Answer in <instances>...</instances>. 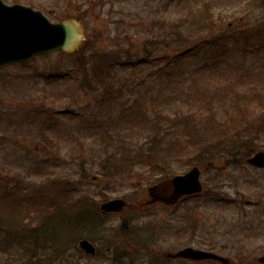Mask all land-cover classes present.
Instances as JSON below:
<instances>
[{
  "label": "rangeland",
  "instance_id": "374dc122",
  "mask_svg": "<svg viewBox=\"0 0 264 264\" xmlns=\"http://www.w3.org/2000/svg\"><path fill=\"white\" fill-rule=\"evenodd\" d=\"M42 1L45 10L40 11L51 22L65 18L81 21L86 41L74 53L93 56L87 65L88 79L85 88L75 89L79 82L76 80L81 76L74 62L75 54L53 53L36 58L25 67L0 68V182L12 172L18 173L21 165L25 174L30 171L27 182L32 188L46 179L66 178L71 182V196L79 195L91 200L94 205L100 203L101 193L111 199L125 198L134 206L147 201L145 188L136 189L131 185L132 180L111 177L101 170L99 162L104 155L98 147L99 138L96 141V137L91 138L90 134L84 140L81 137H77V140L68 138L66 145L49 149L37 135V124L30 129L27 125L23 126L27 128L24 130L27 140L16 138L14 134L17 133L8 127V115L22 117L24 111L18 110L19 105H39V101H36L38 96L33 92L24 98L29 87L36 85L39 89L60 90L62 95L59 96L57 110L62 112L68 108L75 114L54 117V124L62 133L75 124L80 127V115L90 116V109H81L82 106H97L101 99L111 98L101 107H95L93 113L102 127H110L114 133L130 135L125 141L133 147L136 143L134 137L138 141L149 131L145 128H148L147 121L151 120L153 110L170 116L196 111H199V115H205L217 109V98L212 96L213 91L222 92L233 77V80L240 78L237 85L244 89L248 84V72L252 70L257 71L255 74L252 71V84L264 85L263 65L259 69L253 66L254 63L255 66L264 64V52L243 54L242 51L244 38H247L244 33L249 28V33H253L258 27L257 20L264 18L263 4L258 0H249L252 3L249 12L246 11L248 0H218L215 3L208 0ZM32 2L22 0L19 3L29 5ZM208 8L211 10L206 16ZM152 39L157 41L154 48L147 42ZM260 43L264 46V32ZM256 44L259 46V41L252 35L247 47L251 49ZM148 52H152L151 59L148 65H144ZM105 53L118 54L120 61L130 56L133 62L140 60L139 64L144 65L139 76L129 68L119 70L120 80L114 86L116 92L109 95L105 93V86L92 80V62L103 63L98 55ZM125 53L128 55L125 56ZM182 53L185 54L182 56ZM176 56L181 59L175 63ZM50 74L62 78L50 76L47 80ZM110 75L113 76L114 71ZM127 76L129 80L126 84L123 78ZM142 79L144 81L141 83ZM4 81L10 84L5 86ZM203 97H209L214 107L210 109L209 105L207 107L200 103ZM138 103L146 112H140ZM218 113L223 115L222 112ZM13 120L17 121V117H13ZM77 132L82 133L83 130ZM262 143L263 138L261 147ZM108 150L112 151L113 148ZM244 158L235 152L234 156L225 153L209 160L201 175L203 196L190 198L170 209L152 206L137 219L125 212L124 216L130 218L131 223L126 224L124 230L121 227L122 219L116 215L91 219L88 212L85 218H80L73 211L57 224L62 222V230H67L74 221L87 222L86 218H90L95 228L90 235L91 241L101 256L98 260L89 259L77 246V249L72 246L59 264H99L111 259V246L122 248L123 243L138 251H133V256L123 258L131 264H142L141 259L145 255L150 258L158 256L160 264H211L162 262V256L185 247L211 251L229 258L231 264H257V258L264 254V169L249 167L244 163ZM159 180L161 178L158 177ZM27 196L29 194L24 197ZM209 196L216 198L210 201L213 198L209 200ZM81 205L82 214L84 210H89L85 208L86 203ZM6 208L11 211L14 207L8 205ZM94 209L90 206V210ZM170 218L174 221H169ZM248 221H254L253 232L247 228ZM126 230L131 231L130 237L122 233Z\"/></svg>",
  "mask_w": 264,
  "mask_h": 264
},
{
  "label": "trees",
  "instance_id": "16d2710c",
  "mask_svg": "<svg viewBox=\"0 0 264 264\" xmlns=\"http://www.w3.org/2000/svg\"><path fill=\"white\" fill-rule=\"evenodd\" d=\"M259 89L255 88L256 92L252 90L247 96L251 98L250 104L246 103L242 107L238 100L233 105L229 102L228 108L224 105L222 116L219 115L218 112H221L219 110L216 113L210 111L206 116L195 114L173 118L157 116L152 126L151 138L133 147L126 141L119 140L117 149L113 152L114 157L107 153L106 158L108 161L113 158L117 165L121 164V167L114 169L115 172L126 170L127 174L131 175L132 169L139 168L135 176L138 183L143 185L154 182L156 177L162 179L176 170L186 169L194 163L206 165L209 160L225 153L234 156L235 152H239L247 157L259 148L261 138L264 136V91ZM212 96L217 97L220 104L226 101L225 93L218 96L213 92ZM230 107L232 109L228 110ZM74 205L80 218H84L88 212H93L84 210L82 214L83 207L77 203ZM73 225L72 237L76 246L79 238L89 237L84 234V229L88 227L85 221L76 220ZM29 228L27 225L16 229L20 231L19 238L13 235V241L19 251L13 256V264H18L22 260L27 264H36L40 255L44 264L50 263L54 253L62 248L61 242L57 243L56 247L50 244L54 242L53 238L49 241L44 239L39 250L36 233ZM124 228L125 224H122V229ZM127 232V230L122 232L125 237L128 236ZM125 253L122 250L114 251L110 264H130L129 261H123ZM6 262L7 260L1 257L0 264Z\"/></svg>",
  "mask_w": 264,
  "mask_h": 264
},
{
  "label": "water",
  "instance_id": "95a60500",
  "mask_svg": "<svg viewBox=\"0 0 264 264\" xmlns=\"http://www.w3.org/2000/svg\"><path fill=\"white\" fill-rule=\"evenodd\" d=\"M81 36L80 26L75 21L51 24L39 12L19 5L7 7L0 1V65L25 63L53 51L70 52L79 45ZM247 163L256 168H264V152L257 153ZM200 174V169L195 167L186 175L175 176L147 188L151 200L145 205L162 203L172 206L185 196L200 193ZM125 205L123 200H114L102 204L100 209L103 213H121ZM79 247L86 253H95L88 241H81ZM172 257L213 259L228 264V260L192 249H185ZM259 262L264 263V257Z\"/></svg>",
  "mask_w": 264,
  "mask_h": 264
}]
</instances>
